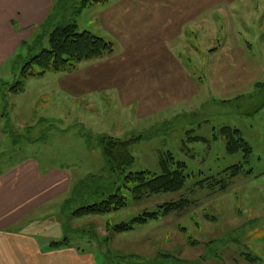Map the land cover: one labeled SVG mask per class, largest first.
Wrapping results in <instances>:
<instances>
[{"label": "rangeland", "instance_id": "rangeland-1", "mask_svg": "<svg viewBox=\"0 0 264 264\" xmlns=\"http://www.w3.org/2000/svg\"><path fill=\"white\" fill-rule=\"evenodd\" d=\"M84 1L59 2L55 24L77 22L79 31L112 42L114 55L102 66L136 64L149 69L170 64V55L165 62L146 51V46H153L160 54L166 48L181 58L199 89L194 93L195 85L194 94L185 96L181 86L186 91L191 86L175 80L177 74L169 70L159 82L142 77L140 83L156 91L150 100L166 97L168 103L151 106L144 116L139 108L149 98L144 89L139 92V83L138 103L130 107L120 84L105 85L87 100L69 90L70 83L79 81L81 66L95 60L80 62L72 71L24 79L25 63L49 48L55 25L36 27L0 73V119L8 132L3 146L15 153L10 159L0 156V167L4 160L33 155L44 163H81L82 173L96 172L97 177L73 186L71 200L59 211L36 213L32 223L14 229L36 235L41 243L69 238L100 264H106L102 252L108 264H264V0H104L82 7ZM127 37L139 40L138 49L129 42L126 46ZM210 48L215 54L208 53ZM22 81L24 90L14 91ZM162 83L165 90L159 88ZM180 90L182 98L177 95ZM225 126L238 128L252 147L247 162L244 151H227L221 133ZM107 137L130 142L135 162L124 173L113 172L103 154ZM168 152L186 164L182 189L137 199L133 184L124 188L129 173H161L160 160ZM242 162L243 171L228 177L226 169ZM119 188L127 207L106 215H72ZM170 202L182 205L130 232L114 235L106 230L107 222L128 221ZM107 235L111 240L101 246L98 239ZM121 255L127 258L118 260Z\"/></svg>", "mask_w": 264, "mask_h": 264}, {"label": "crops", "instance_id": "crops-1", "mask_svg": "<svg viewBox=\"0 0 264 264\" xmlns=\"http://www.w3.org/2000/svg\"><path fill=\"white\" fill-rule=\"evenodd\" d=\"M60 1L0 0V73L8 61L17 57L23 49L22 47L41 28V25L57 13L56 9ZM56 15L52 18L53 25H57L55 24ZM76 25L78 28L77 22ZM122 38L125 39L123 36ZM261 40L264 41V36ZM137 41H139L137 38L127 37L126 46L129 42L131 47L138 49ZM218 47L221 49V45ZM146 51L153 57L163 58L165 62L170 55V64L160 63L159 66L154 64L149 69H141L136 64L102 66L101 63L108 60L107 58L113 57V52L95 59V61L87 60L95 63L88 62L81 66L79 81L70 83L69 90L82 97L85 95L84 98L87 100L93 91L100 92L106 88L105 85L120 84L119 87L126 90L124 103L130 107V104L138 103L139 83L141 87L138 89L139 92L144 89L145 96L149 98V102L143 108L142 105L139 108L142 110L139 115L144 116L150 113L151 106H159L162 103L163 107H167L168 103L166 97L165 100H162L161 97V100L152 102L150 99L154 97L156 91L153 86L140 83L142 77L159 82L164 80V73L169 70L171 73L177 74L175 80L191 86L189 91H186L187 88L182 87L181 83L179 84L182 91L186 93L185 96L193 93L192 88L195 85L194 93L198 92V81L196 79L197 82H194L189 71L182 64L181 58H178L177 55L174 56L169 50L167 52L166 48L160 54L158 48L153 46H146ZM212 51L215 50L210 48L208 53L215 54ZM251 61L258 64L257 60ZM83 62L81 61V63ZM149 65L152 66V64ZM245 70H247V65ZM172 86H174V82ZM159 88L166 89L163 83ZM22 90L24 89L22 88ZM182 91L177 92L178 98H182ZM141 98L144 97L141 96ZM96 102L99 104V101ZM87 104H89V99ZM66 130L67 128L58 130V133H64ZM7 133V130L3 129L0 119V156L10 159L15 153L10 148L3 146ZM22 151L23 149H20L18 153ZM3 162V167H0V264H100L93 253L78 245L70 243L60 247H51V243L58 240L41 243L36 235L14 229L22 223H32L31 219L36 213L57 212L59 208L65 207L66 202L72 198L73 186L82 184L89 176L96 175V172L85 171L82 173L81 163L77 165L75 162H71L70 166L56 165L54 162L44 163L33 155ZM101 264H103V260Z\"/></svg>", "mask_w": 264, "mask_h": 264}, {"label": "trees", "instance_id": "trees-1", "mask_svg": "<svg viewBox=\"0 0 264 264\" xmlns=\"http://www.w3.org/2000/svg\"><path fill=\"white\" fill-rule=\"evenodd\" d=\"M62 1L63 0L60 2ZM95 2H104V0H85L82 3V7H86V5ZM57 10L58 8L56 9V12ZM53 17L51 16L47 19L41 25V28L52 26V23L54 22V20H52ZM113 52L114 46L112 42L107 41L105 38L96 35L91 31H79L76 22L57 24L49 34V48H44L37 55L28 58L23 67L22 76L24 79H27L30 76H43L48 71H72L81 61L99 59L105 55L112 54ZM23 81L19 83L20 85L13 86V90H21L23 88ZM221 133L226 138L227 151L231 154L240 150L244 151L245 160L247 162L252 153V147L242 137L241 131L238 128L225 126L221 129ZM142 137L143 136L138 137L137 139ZM129 144V141L113 137L104 138L102 146L103 154L107 158L113 172L124 173L126 168L131 167L134 164L135 157L129 150ZM160 166L161 173L157 174H153L150 171L129 173L124 178L126 182L124 188H130L128 183L133 184V187L131 188L132 193L137 199H141L149 194L175 192L184 187L188 177L186 174L187 167L185 163L176 162L173 155L168 152L167 155L160 160ZM243 169L244 163L242 162L230 166L226 169V172L229 173L228 177L233 178L242 172ZM89 177L96 178L97 175ZM106 193L108 195L106 199H102L99 202H94L89 205H84L73 212L72 215L76 218L92 215H106L127 207L128 201L121 188L117 190L112 189L110 192ZM106 193L103 191L102 195L104 196ZM181 205V202L165 203L160 205L155 211L141 212L128 221L115 223L107 222L106 230L114 235L130 232L140 225H145L151 221L159 219L161 216L170 214L173 210L180 208ZM97 238L98 237H96V240ZM110 240L111 238L109 235L103 240L98 239L99 243L103 241L109 242ZM70 243V239L65 238L61 241L52 242L51 247H60ZM102 253L106 258V264H108L107 253ZM126 256L127 255H121L120 257H117V259H126Z\"/></svg>", "mask_w": 264, "mask_h": 264}]
</instances>
